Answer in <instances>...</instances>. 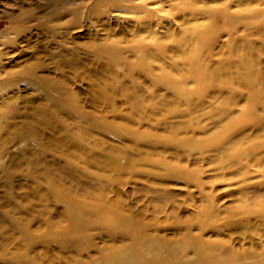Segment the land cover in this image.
Returning <instances> with one entry per match:
<instances>
[{
  "label": "rangeland",
  "instance_id": "obj_1",
  "mask_svg": "<svg viewBox=\"0 0 264 264\" xmlns=\"http://www.w3.org/2000/svg\"><path fill=\"white\" fill-rule=\"evenodd\" d=\"M147 1L0 0V264H142L149 243L152 264H264V0ZM197 26L207 69L240 79L250 50L252 89L188 76ZM235 123L225 159L210 142Z\"/></svg>",
  "mask_w": 264,
  "mask_h": 264
},
{
  "label": "bare ground",
  "instance_id": "obj_2",
  "mask_svg": "<svg viewBox=\"0 0 264 264\" xmlns=\"http://www.w3.org/2000/svg\"><path fill=\"white\" fill-rule=\"evenodd\" d=\"M46 1V4L48 5L49 4V7H60L61 9H65L67 6L73 4V3H79L80 4H85L87 7H88V10H89V16L90 15H95L96 14H99L98 12L100 11V9H102V7H107L108 8V13L110 11V9H113L116 11L119 12H128V13H144L143 15L144 16H153L152 15V11H149V2L147 0H127V3H129L130 6H127V7H123V6H117V5H113V4H109L111 3V1L113 0H45ZM152 1V0H150ZM179 1V8H183L185 10H189V9H193L192 8V3L193 2H196L195 0H177ZM198 3V2H197ZM74 6V5H73ZM76 6V5H75ZM85 6V7H86ZM48 7V6H47ZM70 8V7H69ZM159 9V8H158ZM67 10V9H66ZM69 10V9H68ZM81 10V9H79ZM78 9H76L73 13V19L74 21H76L77 17H76V14L77 12L79 11ZM53 11V10H52ZM51 11V12H52ZM55 11V10H54ZM73 11V10H72ZM87 11V10H86ZM252 12V10H250ZM249 11V12H250ZM256 11V10H255ZM61 11H59L58 13H60ZM71 12V11H70ZM57 13V15H58ZM104 12H100V14ZM111 13V12H110ZM112 14V13H111ZM54 15V14H53ZM61 15V14H60ZM59 15V16H60ZM107 15V14H105ZM128 15V14H127ZM251 15H253V17H256V16H259L260 13L258 12H252ZM85 16V14H84ZM94 16V17H95ZM49 17V16H48ZM87 17V16H86ZM98 17V16H97ZM135 17H141V15H137ZM142 18V17H141ZM140 18H138V22H141V26L144 29H146L148 27L147 26H144L146 24L143 25V20ZM72 19V20H73ZM85 20V19H84ZM244 20V19H243ZM79 21V19H78ZM71 22V21H70ZM93 22V21H92ZM73 23V22H71ZM85 23V22H83ZM67 25V24H66ZM77 26L78 25L74 24V26ZM139 25V26H140ZM68 26V25H67ZM71 26V25H69ZM68 26V27H69ZM75 26V27H76ZM140 26V27H141ZM73 27V26H72ZM70 27V28H72ZM67 27H65L66 29ZM148 30H150V33L149 35H151V38L152 36L154 37L155 33L151 32L152 28H148ZM70 33V32H69ZM143 33H146L145 31ZM69 35V34H68ZM184 36H185V40L188 41L189 43V46H190V49L188 54H186V65L188 66V76L191 74L192 78L193 76H199V77H202L200 79H203L205 81H207L208 83H214L216 84L219 88L222 87V90L224 91L223 88H230L232 89V93H235L236 91H234V87L235 86H238V84L241 82L244 86H246L247 88L249 89H252V85L254 86V82L252 81V76H251V73H250V66H251V62H250V59H251V52L250 50H246L245 51V54H244V58L242 57L241 61L238 62V65H240L242 67V70H243V74L241 76V78H233V76L231 74H229V67L231 65L228 64V65H222L221 68H218V69H215L214 70H211V69H207L204 67V61L207 60V58H209V56L211 55L210 52H208L209 50L207 49V56H204L203 54H201L202 52V49H203V46L205 45L206 47L208 45H206V42L204 41V34L203 32H201L200 28L197 26V27H193V28H189L187 30L184 31ZM68 37V36H67ZM149 37V36H148ZM156 37V36H155ZM67 39V38H66ZM147 39V38H145ZM150 39V38H149ZM155 38H153L154 40ZM64 41V40H63ZM65 43V42H64ZM203 43V44H202ZM92 44V43H91ZM104 46V45H103ZM113 46V45H112ZM134 46H137V45H134ZM184 46V45H183ZM90 47V46H89ZM111 47V46H110ZM114 47V46H113ZM138 47V46H137ZM143 49H141V53L144 54L145 53V57L146 58H150V54L152 52H148V48L147 47H142ZM165 48V47H164ZM87 49V48H86ZM89 49V48H88ZM87 49V50H88ZM135 50L137 48H134ZM86 50V51H87ZM164 50V49H162ZM174 50H177V49H174ZM139 51V50H138ZM140 52V51H139ZM160 52L162 51H156L154 52L153 54H151V58L153 57V59L155 60H159V56H160ZM72 53V52H71ZM75 53V51H74ZM73 53V54H74ZM121 53V52H120ZM163 53V52H162ZM184 53V52H183ZM116 54V53H115ZM112 57H114V55ZM71 55V54H70ZM95 55V54H94ZM90 56V55H89ZM138 56V55H137ZM181 56V55H180ZM118 57V56H117ZM64 58V57H63ZM183 58V57H182ZM114 59H117L118 58H114ZM113 59V60H114ZM65 60V59H64ZM228 60V59H227ZM230 60V59H229ZM62 61V59H61ZM96 61H97V58H96ZM119 61V60H118ZM66 62V61H65ZM100 62V61H99ZM67 63V62H66ZM61 64V63H60ZM75 64H78V63H75ZM97 64V63H96ZM111 64V63H110ZM171 64V63H170ZM133 65V64H132ZM67 66V65H66ZM145 67V66H144ZM167 69V68H166ZM235 70V69H234ZM108 73V72H107ZM128 73V72H127ZM129 75V74H128ZM130 78V77H129ZM131 79V78H130ZM167 82H168V85L173 88L175 90V94L176 96H178V98H182V97H185V93H184V89L182 87V85H184V81L183 80H180V79H174L173 77L170 78L169 76H167V78H164ZM197 79V77H196ZM118 80V79H117ZM192 80H195V78H193ZM116 81V80H115ZM116 84V83H115ZM119 84V83H118ZM119 86V85H118ZM137 86V85H136ZM154 86V85H153ZM116 87V86H115ZM185 87V85H184ZM117 90V89H116ZM220 89V91H222ZM115 91V89H114ZM222 91V92H223ZM125 92V91H124ZM232 93L230 95H232ZM104 94V93H103ZM111 94V93H110ZM128 93H126L125 95H127ZM107 96V95H106ZM124 97V96H123ZM200 97V96H199ZM122 98V97H121ZM110 100V99H109ZM140 100V98H139ZM131 106V105H130ZM254 108V107H252ZM131 109V107H130ZM137 109V108H136ZM133 110V109H132ZM141 110V109H140ZM246 118H249V115H246ZM233 123V122H232ZM237 132L238 131V124H231L228 128L226 129H223L222 131H220L215 137L214 139L210 142V143H215L213 145H216L217 148L220 147L218 149V152L219 154L223 155V157L226 159L228 157V154L227 153V150L226 148L229 147V144H231L232 142V134L233 132ZM179 142V141H178ZM177 142V143H178ZM189 144V143H188ZM180 145V144H179ZM184 145H187V144H184ZM190 145V144H189ZM228 146V147H227ZM184 147V146H182ZM199 149V148H198ZM211 149V148H209ZM255 151V150H254ZM242 151H237L234 155L230 156L231 157V161H232V165L233 166H237L239 165L240 163V156L242 157ZM253 151H251L252 153ZM226 154V156H225ZM246 154V153H244ZM246 155H249V154H246ZM245 156V155H243ZM244 158V157H243ZM247 158V157H246ZM230 162V161H229ZM149 238V237H148ZM142 249L145 253V257L146 259L143 260V263L142 264H152V262H155V260L157 258H162V262L163 260V252H162V249L158 246H155V244L153 243H149L145 246H142ZM181 252V251H180ZM119 256H115V257H110L108 260L111 261V264H135L134 263V258L133 256H131L130 254H127L125 255L126 253L123 254V252H119ZM113 256V254L111 255ZM174 257V255H172ZM169 259V258H168Z\"/></svg>",
  "mask_w": 264,
  "mask_h": 264
}]
</instances>
